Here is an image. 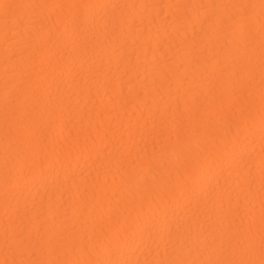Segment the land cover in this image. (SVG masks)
<instances>
[{"label":"bare ground","instance_id":"6f19581e","mask_svg":"<svg viewBox=\"0 0 264 264\" xmlns=\"http://www.w3.org/2000/svg\"><path fill=\"white\" fill-rule=\"evenodd\" d=\"M264 0H0V264H261Z\"/></svg>","mask_w":264,"mask_h":264},{"label":"snow or ice","instance_id":"6c2138e0","mask_svg":"<svg viewBox=\"0 0 264 264\" xmlns=\"http://www.w3.org/2000/svg\"><path fill=\"white\" fill-rule=\"evenodd\" d=\"M20 264H23V262H20ZM240 264H244V262H240ZM261 264H264V260L261 261Z\"/></svg>","mask_w":264,"mask_h":264}]
</instances>
